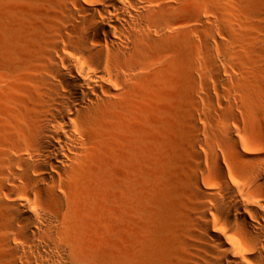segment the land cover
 Listing matches in <instances>:
<instances>
[{
	"label": "bare ground",
	"instance_id": "bare-ground-1",
	"mask_svg": "<svg viewBox=\"0 0 264 264\" xmlns=\"http://www.w3.org/2000/svg\"><path fill=\"white\" fill-rule=\"evenodd\" d=\"M9 1L0 0V264H110L123 211L100 215L86 257L79 217L97 204L95 181L128 142L127 116L181 38L191 86H229L225 109L205 116L226 141L203 142L193 126L182 199L153 219L157 231L127 264H264V0ZM227 102L242 114L233 125Z\"/></svg>",
	"mask_w": 264,
	"mask_h": 264
},
{
	"label": "rangeland",
	"instance_id": "rangeland-1",
	"mask_svg": "<svg viewBox=\"0 0 264 264\" xmlns=\"http://www.w3.org/2000/svg\"><path fill=\"white\" fill-rule=\"evenodd\" d=\"M9 3L16 2L12 0ZM178 25L187 26V18L179 20ZM177 45L178 51L169 54V61L155 69L152 83L148 85L142 103L135 104L127 116L130 127L125 137L128 136V142L124 144L126 146L116 148L110 174L101 173L95 181L98 187L97 204L90 210L82 208L87 212L79 217L82 239L79 247L85 257L90 250V239L100 222V215L121 209L125 220L120 237L113 244L107 245L105 255L110 264H127L139 251L140 243L151 230L157 231L153 226V219H162L167 213L174 212L176 204L171 202L176 203L174 199H182L178 198L176 191H181L185 185L179 174L182 175L186 168L189 143L195 137L193 126L200 127V139L203 142H211L216 136L221 139L224 137L215 131L211 119L208 120L205 116L215 115L218 110L225 109L222 104L225 92L229 90L228 84L216 86L213 79L203 77L201 90L194 89L187 78L191 73L186 61L190 46L182 38ZM207 89L210 95L221 100V105L214 106L208 101ZM179 94H182L183 100L179 98ZM239 110L236 103L230 104L226 109L225 115L231 125L236 123V119L240 121L242 118ZM213 119L215 122L216 119ZM235 131L234 134L239 139L245 133L243 139L253 135L250 131L243 134ZM222 140L226 141V138ZM113 199L119 202L124 200V203L120 206Z\"/></svg>",
	"mask_w": 264,
	"mask_h": 264
}]
</instances>
